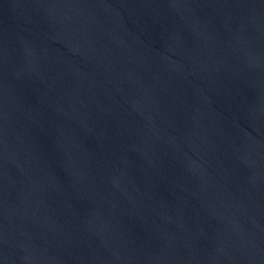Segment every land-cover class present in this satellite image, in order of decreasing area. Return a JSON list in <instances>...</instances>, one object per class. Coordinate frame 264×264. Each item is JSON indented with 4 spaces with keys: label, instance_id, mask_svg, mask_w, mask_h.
<instances>
[{
    "label": "water",
    "instance_id": "1",
    "mask_svg": "<svg viewBox=\"0 0 264 264\" xmlns=\"http://www.w3.org/2000/svg\"><path fill=\"white\" fill-rule=\"evenodd\" d=\"M0 264H264V0H0Z\"/></svg>",
    "mask_w": 264,
    "mask_h": 264
}]
</instances>
